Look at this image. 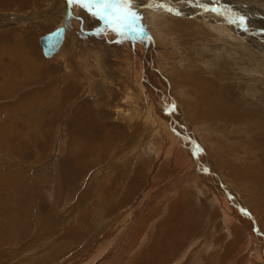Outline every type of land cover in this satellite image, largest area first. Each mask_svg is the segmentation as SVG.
Returning a JSON list of instances; mask_svg holds the SVG:
<instances>
[{"label": "rangeland", "instance_id": "1", "mask_svg": "<svg viewBox=\"0 0 264 264\" xmlns=\"http://www.w3.org/2000/svg\"><path fill=\"white\" fill-rule=\"evenodd\" d=\"M143 1L144 7L142 0H132L136 17L123 25L110 23L113 8H103L106 25L93 14L103 0L90 6L91 20L74 8L62 14L48 0H39L34 9V0L25 9L11 5L12 0L2 6L0 0V264H39L50 254L60 259V224L74 231L63 257L68 264H82L92 254L90 264H112L127 229L131 248L121 264H264V0H225L230 23L208 9L205 14L215 15L217 22L198 18L200 7H188L196 5L192 0L188 5L165 0L180 8L177 14L165 9L158 26L140 14L142 8L156 11L151 4L157 0ZM119 2L109 0L117 7ZM240 3L249 10L232 7ZM39 9L44 11L35 14ZM73 16L76 22L68 24L66 18ZM63 25L67 31L60 52L46 58L39 38ZM129 25L131 32L122 29ZM102 27L103 33L96 31ZM153 37L169 50L161 61L162 74L151 81L163 95L171 88L177 107L166 110V99L152 95L159 88L148 93L138 81L144 92H134L127 108L121 102L129 118L117 116L113 104L123 100L122 90L114 97L105 68L103 80L85 72L76 52L91 62L95 53L103 67L117 65L121 77L117 73L115 80L123 82L117 83L122 89L129 83L126 67L130 73H148L136 52L146 42L154 44ZM28 39L35 53L28 50ZM144 115L155 122L149 131L137 128L133 136ZM169 120L193 126L189 137L209 156L207 168L186 176L182 168L188 163L178 162L184 138ZM53 161L59 164L56 171ZM210 168L219 171L215 180ZM76 205L80 219L69 211L65 222L58 221ZM113 207L122 211L120 230L105 238L100 229L115 218L108 217ZM107 230H115L114 221Z\"/></svg>", "mask_w": 264, "mask_h": 264}, {"label": "bare ground", "instance_id": "2", "mask_svg": "<svg viewBox=\"0 0 264 264\" xmlns=\"http://www.w3.org/2000/svg\"><path fill=\"white\" fill-rule=\"evenodd\" d=\"M29 1H32V0H19V8H22V9H25L26 8V6H27V3L29 2ZM64 1H66V0H48V6H50V8H52V9H58L62 14H64V11L66 12V13H68L69 11H70V9H72V8H74V11H77V14L78 15H81V16H83L84 18H87V19H89V20H91V19H93L91 16H93V14H90V11H89V9H87V8H84V7H82L81 5H79V4H75L74 6H70V1H67V2H65L64 3ZM180 2V4L181 3H185V4H189L190 2V0H179ZM203 1L204 0H192V2L194 3V4H196V5H189L188 7L189 8H192V7H195V6H199L200 7V9H199V11H200V13L201 14H199L198 15V18H212V19H214V22L213 23H215V22H217L218 20H219V18L218 17H216L215 15H213V14H205V12L204 11H206L207 9L208 10H211L213 13H215V14H217V15H219V16H221L222 15V17H220V19H221V21L222 22H224V20L226 19L229 23H230V19H233L232 17H229L230 15H228V14H225L224 13V7H228L229 8V6H228V3L227 2H225V0H221V1H223V2H221V1H217V0H207V1H205V2H209V3H211V4H203ZM252 1V0H251ZM39 2V0H34V6L32 7L33 9L34 8H36V6H37V3ZM253 2H256V1H253ZM64 3V4H63ZM67 3H69V5H67ZM143 3L145 4V3H147V2H145V1H143L142 0V3H141V6L142 7H144V5H143ZM171 3H173V4H170V3H166V1L165 0H157V2H153V4H151L152 6L151 7H155L157 10L156 11H158V12H156V11H153V12H149L148 10H146V9H143L142 8V10H140V14L141 15H148V16H150V20L152 21V23H153V25L152 26H154V25H157V24H160V22L162 21L163 22V20H161V21H158L157 20V18L158 17H161L162 15H161V13L165 10V9H169V8H171L172 9V11H168V12H175L176 14H177V10L180 8V6H179V4H177L178 2H171ZM247 3V2H246ZM150 4V3H149ZM237 4V3H236ZM77 5V6H76ZM238 5V4H237ZM237 5H233L232 7H237V9H239V11H242V9L243 8H246V5H244V4H242V3H240L239 4V6H237ZM78 6L80 7V10H79V8H78ZM90 6H93V5H90ZM234 7V8H235ZM78 8V9H77ZM113 8V7H112ZM189 8H187V9H189ZM82 9V10H81ZM151 9V8H150ZM195 9H198V8H195ZM213 9L215 10V11H213ZM246 9H248V8H246ZM20 10V9H19ZM249 10V9H248ZM44 10L43 9H39V10H37L36 12H35V14H37V15H39L41 12H43ZM105 11V10H104ZM71 12V11H70ZM149 12V13H148ZM167 12V13H168ZM189 12L190 11H187V10H185V15L186 14H189ZM227 12V11H226ZM230 12V11H229ZM74 14H76V13H74ZM227 15V16H225V15ZM51 16H56L54 13L53 14H51ZM72 16V15H71ZM87 16V17H86ZM95 16V15H94ZM76 17V16H75ZM74 16H73V18L71 17H68V18H66V21H67V23L68 24H71V23H75L76 21H75V18ZM97 19H101L102 21V23H105L104 22V20H106L105 19V17H106V15L105 16H103V15H96L95 16ZM94 17V18H95ZM99 17V18H98ZM108 17H110V16H108ZM107 17V18H108ZM114 17V16H113ZM164 18L166 17V16H163ZM70 18V19H69ZM78 18V17H77ZM15 19V18H14ZM99 19V20H100ZM16 20H18V18L16 17ZM78 20H79V18H78ZM167 20H169L168 18H167ZM70 21H71V23H70ZM79 22H81V21H79ZM168 22H171V20L170 21H168ZM168 22L166 23V21H165V23L167 24V25H165V26H168L169 24H168ZM110 23H111V21H110ZM106 25H108V23H105ZM74 25V24H73ZM116 25V24H115ZM163 25H164V23H163ZM64 26V25H63ZM71 26V25H70ZM158 26V25H157ZM165 26H164V30H165ZM163 27V26H162ZM161 27V28H162ZM170 27H173V26H169V28ZM64 29H65V32H66V30H67V28H65V26L63 27ZM155 28V27H154ZM123 30H130L129 32H131L132 31V26H128L127 27V29H124V28H122ZM157 29V28H156ZM168 29V28H167ZM171 29V28H170ZM69 30V29H68ZM174 30V29H173ZM235 30V29H234ZM97 32H99V33H103L105 30H104V28L102 27V28H98L97 30H96ZM157 31V30H156ZM163 31V30H162ZM169 31V30H168ZM236 31V30H235ZM65 32H64V38H63V42H64V39H65ZM173 32V31H172ZM249 32V30H244V32H243V34L244 33H248ZM68 33V32H67ZM152 33V32H151ZM164 33H166V32H163V34ZM260 33H262V34H260V36H261V38L263 39V42H261V45H262V50H264V37H263V34H264V28L263 29H261L260 30ZM122 34V33H121ZM159 34V33H158ZM168 34V33H167ZM174 34V33H173ZM152 35H154V36H156L155 35V32L153 31V34ZM165 35V34H164ZM170 35V34H169ZM93 36L94 37H97V34L96 33H94L93 34ZM125 36H128V35H125ZM159 36V35H158ZM172 36V35H171ZM164 37V36H163ZM166 37V36H165ZM170 37V36H169ZM31 38V37H30ZM27 39V38H26ZM154 39H156L155 37H153V41H154V44H150L149 46H148V42H146V46H145V44L144 45H142V48H143V50H142V48H140V49H137V55L138 56H140V58H143L144 60H145V66H146V68L148 69V73L144 70V68L142 67V69H143V71L144 72H146V74H147V76L148 77H146V74L145 73H141V72H139V70H135V72L134 73H130L129 72V66L128 67H126L125 69H123V72H124V74L126 75V77H127V79H128V81H129V83L127 82V84H125L124 86H123V88L122 89H120L119 87H118V85H117V83H123L121 80H119V79H116L115 80V77H117L118 75H117V73L119 74V76L118 77H121V73L120 72H118L117 70H119V68L117 67V65H113V66H111V64H109L110 66V68L109 67H103V65H102V62L100 63V61H99V59H98V56L95 54V53H90L91 54V57H96L97 59H95L94 61H88V55L87 54H84V53H81V52H76L77 53V55H79V60H80V64L81 65H84V71L85 72H87L88 70H90V72L88 71L87 73H91L92 72V75H95V76H97L98 78L99 77H102V80L104 79L103 78V68H105V70H104V72H106L107 71V74H106V76H108L107 77V84L109 85V87H111L112 89H113V93H114V97L116 96V94H115V92L117 93V94H120V90H122V92H123V96H122V99L123 100H121V101H119V103H114L113 104V106H114V108H115V111L114 112H116V115L117 116H119V115H122V117L123 118H129V116L127 115L128 114V112H129V109H126L127 107H129L130 106V102H131V100L133 99V96H134V92H136V91H143L144 92V89L143 88H141L139 85H138V81L139 82H141L142 83V85H144V87L145 88H147V92L148 93H150L151 91H149V88L151 89H156V87H153V86H157L158 88H159V85H156V84H154V83H152V81H151V76L152 75H154V74H162V62H163V58H164V56H165V53L164 52H166V50L168 49L169 50V48H167L166 50H164L165 49V47L162 45L161 46V44L158 42V41H156V40H154ZM20 40V39H19ZM28 41L29 42H27V48H28V50L30 51V52H32V51H34V53H35V50L33 49V48H31V47H28L29 45H30V43H32L29 39H28ZM163 41V40H162ZM63 42H62V44H61V46L59 47V50H61V47H62V45H63ZM164 42V41H163ZM150 43V42H149ZM166 44H167V42H165ZM39 45H40V47H41V44H40V41H39ZM25 48V47H24ZM132 49H134V50H136V48H135V45H134V43H133V45H132ZM42 50V49H41ZM58 50V51H59ZM167 50V51H168ZM28 51V52H29ZM57 51V52H58ZM57 52L55 53V54H57ZM60 52V51H59ZM158 52H160V53H158ZM168 53V52H167ZM24 54L26 55L27 54V51H25L24 52ZM29 54V53H28ZM55 54H53V55H55ZM65 54H66V51L64 52V53H61L60 55H58L57 56V58L58 59H63V57L65 56ZM159 54H161V57H160V55ZM53 55H51L50 57H52ZM30 57L29 55H26V57ZM50 57H46V58H50ZM112 61V60H111ZM162 61V62H161ZM115 62H116V60H115ZM106 65H108L107 63H105ZM116 64V63H115ZM30 65V64H29ZM49 65V64H48ZM154 68V69H153ZM132 69V68H131ZM155 71V72H154ZM163 74H166V73H164L163 72ZM88 76H91V75H88ZM135 80H133V79ZM133 82H134V84H133ZM133 84V85H132ZM131 85V86H130ZM132 87H133V89H132ZM168 90H169V92H167V94H164L163 95V90L162 89H158V90H153V93H152V95H153V98H156V100H159V99H161V98H163L165 101H164V103L165 104H167V105H165L164 107L166 108V110H167V108L168 109H170L171 107H177V104H176V102H175V100H173L174 98H173V93H172V91H171V88H168ZM176 91H178L179 92V90H176ZM175 92V91H174ZM180 94H182V92L180 91L179 92ZM142 94H145V93H142ZM119 99H121L120 97H119ZM118 100V99H117ZM116 100V101H117ZM118 102V101H117ZM121 102L125 105V107L126 108H122V106H121ZM111 104V103H110ZM167 106V107H166ZM113 110V109H112ZM147 114V113H146ZM207 114V113H206ZM78 117V116H77ZM76 118V117H75ZM180 118V117H179ZM181 118H182V114H181ZM183 119V118H182ZM152 120H154V119H150V118H148V117H146V115H144L143 116V119H141V121H142V123H140V126L139 125H137L135 128H133L132 129V134H133V136H137L136 135V133H137V128H139V127H141L140 129H143V131H149L148 130V128H147V126L149 125L150 126V124H153V122H152ZM75 121V120H74ZM175 121V123L172 121V120H169L168 121V123L170 124V126L171 127H174V130H177L176 132H177V135L181 138H184V140H182V142L180 143V147L178 148L179 149V151H181L182 153H183V155H181V158H180V160L178 161L179 163H183L184 161H186L187 163V165L186 166H184L183 168H182V170H184L185 169V171H186V173H187V175L186 176H188V174H190V173H193V172H198L199 173V171L201 170L200 168H201V166H205L206 168L208 167V161H209V156L207 155V154H205L206 155V157H204V153H206V152H202V151H204L203 149V146L201 145V146H199V145H197V143H196V147H194L193 146V144H192V142H191V139H190V137H189V134L190 133H193V132H191L192 130H193V126H191L189 129H187L186 127H185V124L183 125V121H182V127H181V125L180 124H178L177 123V121L176 120H174ZM154 122H155V120H154ZM76 124V123H75ZM160 125V124H159ZM72 127H73V125H71ZM191 129V130H190ZM161 129L160 128H157V130H156V132L157 133H159V131H160ZM164 130V129H163ZM75 131H77V130H75ZM79 133V135L80 136H83V137H85L84 135H85V132L84 131H79L78 132ZM206 133H208V132H206ZM140 134V133H139ZM195 134V133H194ZM149 136V139L151 138V133H150V135H148ZM195 136H196V134H195ZM198 136V135H197ZM202 136V135H201ZM201 136H198V137H201ZM200 141H201V139H200ZM151 145L149 144L148 145V147H147V149H148V151L150 152L151 151V153L153 152V148L152 147H150ZM200 147V148H199ZM203 148V149H202ZM158 150V149H157ZM168 150V149H167ZM170 152V151H169ZM202 152V153H201ZM166 153V152H165ZM169 154V153H168ZM167 154V156H169ZM191 154H195L196 156H191ZM188 155V156H187ZM177 161H176V163H178ZM196 166H198V167H196ZM187 167H188V169H187ZM182 171H180V173H181ZM212 172V173H211ZM209 173L210 174H212V177H213V179L215 180V175L216 174H218L219 173V171L217 170V169H213V168H210L209 169ZM177 179H179V178H177ZM224 180V179H223ZM176 181V180H175ZM205 183H207V181H205ZM243 208V207H242ZM152 217V213L150 214V217L149 218H151ZM246 222H248L247 221V219H246ZM245 223V222H244ZM241 225V224H240ZM251 227V226H250ZM248 228V227H247ZM131 233V232H130Z\"/></svg>", "mask_w": 264, "mask_h": 264}, {"label": "crops", "instance_id": "3", "mask_svg": "<svg viewBox=\"0 0 264 264\" xmlns=\"http://www.w3.org/2000/svg\"><path fill=\"white\" fill-rule=\"evenodd\" d=\"M6 0H1V2H2V6L6 3L5 2ZM13 2H10L11 3V5L12 4H15V5H17L18 6V3H19V0H12ZM17 13H19V11H16ZM17 17V16H16ZM18 17H19V15H18ZM5 25H8V24H2L1 25V27H4ZM15 26V25H14ZM67 31V30H66ZM65 35H66V32H65ZM8 36V35H7ZM6 36V37H7ZM52 70V69H51ZM58 163L57 162H55V161H53L52 162V167L54 168V170L56 171V169H55V167H56V165H57ZM58 166H59V164H58ZM55 178H57V177H55ZM55 183H57V186H58V184H60V180L57 178L56 179V181H55ZM86 202H88V201H86ZM84 203V205H86L87 203ZM76 207H77V205L73 208V209H70L69 208V210L68 211H66L63 215H61V217L60 216H58V221L59 222H65L64 220H62V218L64 219V217H65V220H66V214H68V213H70V212H73L74 213V215H75V217L77 216V218L78 219H80L81 218V215H79L78 213V211L76 210ZM84 207V206H83ZM82 207V208H83ZM82 208H80V209H82ZM143 208H141L140 210H138L137 211V215H136V217L132 220V221H130V223H134L135 221H136V219L138 218L137 216H138V214H139V212L142 210ZM82 210H84V209H82ZM121 210V209H120ZM120 210H117L115 207H113V210H111V212H110V214L108 215V217L111 215L112 216V214H116V216H115V218L114 217H112L109 221H107L106 222V224L105 225H103L102 226V228L100 229V230H102L103 228V231L102 232H105V238H110L111 236H113V235H117L118 233H119V227L117 226V224L119 223V221L122 219V211H120ZM70 211V212H69ZM152 211V210H151ZM76 212H77V215H76ZM149 212V210L147 209L146 211H143V213L141 214V217L140 218H142V217H144L145 215H146V213H148ZM79 215V216H78ZM106 216L104 217L103 216V218L102 219H100L101 221V224L103 223V221L104 220H106ZM75 219V218H74ZM73 219V220H74ZM113 221H114V229L115 230H112V232L110 233L109 232V230H107L106 231V229L107 228H111L112 226H113ZM59 222H55V223H59ZM132 223V224H133ZM100 223H97V225H96V228H98L100 225H99ZM135 226H137L136 225V223H135ZM58 234L59 235H64V237L62 238V237H60L59 236V238L57 239L58 240V244H59V253H60V259H61V262H59L60 261V259L59 258H56V256H52L51 257V254L50 255H47V258H44L43 260L41 259V260H39L37 263H39V264H60V263H62V264H68V261H69V259L66 261V259L65 258H63L64 257V253L65 252H68V250H67V248H69L70 247V241H69V238H70V236L72 235V232H74L71 228H69V227H67L66 225H64V226H61V224H60V226L58 227ZM127 231V233H126V236H125V238H124V240H123V242L119 245V247H118V249H117V251H116V253H114L113 255H114V259H113V263L112 264H117L118 262V264H121L127 257V253H128V248L130 247L131 248V245H130V241L131 240H129V237L128 236H130V239L132 238V236H131V233H130V229H127L126 230ZM116 233V234H115ZM57 235V234H56ZM96 235H98V233L96 234ZM68 237V238H67ZM67 238V239H66ZM128 238V239H127ZM54 239V238H53ZM128 240V241H127ZM110 242V241H109ZM130 245V246H129ZM48 248H52V247H48ZM83 248V247H82ZM50 251H51V249H49ZM67 257V256H66ZM93 258H94V255L92 254V255H88L86 258H83L82 259V261L81 262H83L82 264H90L91 263V261L93 260ZM63 259V260H62ZM66 261V262H65ZM80 263V262H79Z\"/></svg>", "mask_w": 264, "mask_h": 264}, {"label": "snow or ice", "instance_id": "4", "mask_svg": "<svg viewBox=\"0 0 264 264\" xmlns=\"http://www.w3.org/2000/svg\"><path fill=\"white\" fill-rule=\"evenodd\" d=\"M73 3L79 4L82 7H85L91 11L90 5L95 3V0H72ZM132 0H120L119 6L110 5L109 0H103V2L97 5V10L94 12V15H102V9L113 7V15L114 19L111 21L113 24L123 25L125 23L130 22L134 17H136V13L131 10ZM172 11L171 8L167 9Z\"/></svg>", "mask_w": 264, "mask_h": 264}, {"label": "water", "instance_id": "5", "mask_svg": "<svg viewBox=\"0 0 264 264\" xmlns=\"http://www.w3.org/2000/svg\"><path fill=\"white\" fill-rule=\"evenodd\" d=\"M64 32L65 30L63 27H58L39 38L42 52L45 57H50L59 50V47L63 42Z\"/></svg>", "mask_w": 264, "mask_h": 264}]
</instances>
